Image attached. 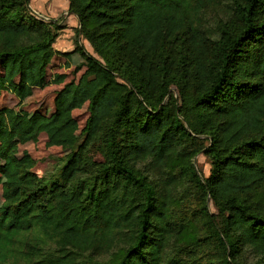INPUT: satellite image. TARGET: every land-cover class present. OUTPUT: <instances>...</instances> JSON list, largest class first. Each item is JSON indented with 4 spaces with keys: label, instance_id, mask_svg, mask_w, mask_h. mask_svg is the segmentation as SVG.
I'll return each mask as SVG.
<instances>
[{
    "label": "trees",
    "instance_id": "16d2710c",
    "mask_svg": "<svg viewBox=\"0 0 264 264\" xmlns=\"http://www.w3.org/2000/svg\"><path fill=\"white\" fill-rule=\"evenodd\" d=\"M226 1L230 20L211 30L204 11L223 0H69L83 70L48 115L0 110V264H80L112 246L92 264H264V0ZM59 29L29 0H0V91L47 82ZM9 128L70 149L59 173L11 153Z\"/></svg>",
    "mask_w": 264,
    "mask_h": 264
},
{
    "label": "rangeland",
    "instance_id": "374dc122",
    "mask_svg": "<svg viewBox=\"0 0 264 264\" xmlns=\"http://www.w3.org/2000/svg\"><path fill=\"white\" fill-rule=\"evenodd\" d=\"M33 13L37 16L48 20L45 15H40L32 9ZM204 15L206 16L205 23L211 30H216L224 22L230 20L229 4L226 0H223L220 4L209 6L205 9ZM90 52H92L89 46ZM73 59V60H72ZM82 58L78 52L71 54L54 53L51 56L50 63L47 66V82L41 87H33L31 93L23 98L18 97L12 91V85L8 83V87L0 91V110L8 109L12 112L19 113L24 116H29L33 112H40L41 114L48 115L54 108V96L58 89L70 79L76 80L83 68L78 71L73 70L74 66L81 62ZM1 72V67H0ZM63 73L65 75L62 82H54L53 76L55 74ZM14 78L15 77H9ZM170 91L177 95V90L174 86L170 88ZM72 115L77 122V129L73 133L72 141L74 148L77 147L83 140V134L81 129L85 125V121L88 117V111L86 103L79 108L72 110ZM6 142L10 146V151L15 156L20 157L26 152L33 161L32 170L38 175H56L64 163L66 154L70 151L68 148H63L60 145H48L46 143V134L41 132L38 134L36 140H29L26 142H20L15 131L9 128L4 134ZM88 157L94 161H101L103 159L101 150L97 147V144L90 146L88 149ZM193 164L197 172L201 176H207L209 173L210 162L203 153L196 154L192 159ZM144 166V161L139 163ZM156 171H152L153 177H156ZM5 181L4 175L0 172V203L2 202L3 183ZM193 194L190 196L192 197ZM210 210L215 212V208L210 203ZM109 248V249H107ZM115 250V246L112 247H97L93 250L85 252L82 262L80 264H92L93 261L105 260L111 256ZM247 258L250 261H255L256 258L251 254H247Z\"/></svg>",
    "mask_w": 264,
    "mask_h": 264
},
{
    "label": "crops",
    "instance_id": "0c3cea01",
    "mask_svg": "<svg viewBox=\"0 0 264 264\" xmlns=\"http://www.w3.org/2000/svg\"><path fill=\"white\" fill-rule=\"evenodd\" d=\"M69 0H29V6L40 15H45L48 20L60 26L58 35L52 43L53 51L59 53H76L74 50V30L78 20L74 13L68 10ZM80 43L90 52L89 43L80 38ZM73 60V59H72Z\"/></svg>",
    "mask_w": 264,
    "mask_h": 264
}]
</instances>
